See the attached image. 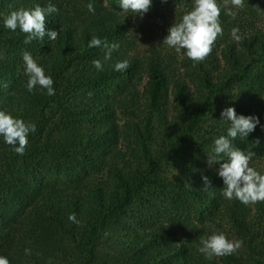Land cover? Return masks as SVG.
<instances>
[{
    "label": "trees",
    "instance_id": "obj_1",
    "mask_svg": "<svg viewBox=\"0 0 264 264\" xmlns=\"http://www.w3.org/2000/svg\"><path fill=\"white\" fill-rule=\"evenodd\" d=\"M172 1L153 0L146 14L164 17ZM49 2L55 41L25 45L26 33L4 27L10 11ZM217 2L223 34L194 65L183 50L137 52L134 15L119 0H0V110L36 124L23 155L0 136V255L10 264H264V201L225 198L218 165L205 164L229 126L223 108L264 113V0H245L234 18ZM93 36L117 45L109 60L88 47ZM25 49L54 96L27 90ZM122 60L129 67L115 71ZM234 144L264 160L260 127ZM213 233L240 247L208 260L199 242Z\"/></svg>",
    "mask_w": 264,
    "mask_h": 264
},
{
    "label": "clouds",
    "instance_id": "obj_2",
    "mask_svg": "<svg viewBox=\"0 0 264 264\" xmlns=\"http://www.w3.org/2000/svg\"><path fill=\"white\" fill-rule=\"evenodd\" d=\"M245 0H224L227 15L233 18L237 11L244 6ZM153 0H119L120 9L125 16L138 15L141 19L149 11ZM89 12H94L93 3L88 4ZM58 8L49 2L46 6L36 4L33 7H20L3 16L4 27L26 33L23 43L31 44L33 40L43 41L47 37L55 41L59 35L57 30L46 29V17L57 13ZM221 6L217 0H193V7L183 14L178 22L172 23L167 29V35L163 43L183 53L193 61L194 65L204 60L212 51V45L223 29L219 20ZM124 16V17H125ZM239 28L234 27L231 31L232 38L239 40ZM88 47H104L106 52L104 60L111 58L112 49L117 45L109 46L106 40L93 36ZM24 74L27 76L26 88L32 92L37 86L46 89L48 96L55 95L54 81L46 74L41 66L28 50L22 51ZM96 70H103V63L96 59L92 61ZM129 67L127 60L117 61L113 69L117 72L124 71ZM221 121L228 123L226 135H219L213 141L212 154L207 156L205 164L209 167L218 165L216 174L222 180V195L231 200L238 199L241 203L249 204L264 201V173L250 166L251 152H245L234 144L237 138L245 139L253 133L257 127L264 131V113L238 114L234 106H228L220 112ZM36 131V124L25 122L22 118L12 116L10 113L0 110V136L6 144L12 145L13 150L23 155L28 144V136ZM258 143V141H257ZM226 157V159H225ZM206 187H212L208 176L202 175ZM69 220L76 222L75 214L69 216ZM198 251L208 260L215 257L231 255L240 247V241H233L223 233H213L201 237ZM29 250H26V252ZM0 264H10L6 256L0 255Z\"/></svg>",
    "mask_w": 264,
    "mask_h": 264
},
{
    "label": "rangeland",
    "instance_id": "obj_3",
    "mask_svg": "<svg viewBox=\"0 0 264 264\" xmlns=\"http://www.w3.org/2000/svg\"><path fill=\"white\" fill-rule=\"evenodd\" d=\"M172 2V10L166 11L164 17L153 18L145 14L141 19L138 15L133 16L134 33L139 42L137 52L144 53L151 45L164 46L167 51L173 50L162 42L167 35V29L172 23L178 22L181 15L190 11L192 8H189L185 0H176ZM261 25L264 27V23H261ZM152 31L153 36L151 35ZM250 166L263 173L264 160H251ZM179 170H177V172H179Z\"/></svg>",
    "mask_w": 264,
    "mask_h": 264
}]
</instances>
